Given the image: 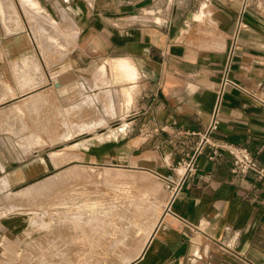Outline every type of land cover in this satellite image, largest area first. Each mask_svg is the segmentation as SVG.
<instances>
[{
	"label": "crops",
	"instance_id": "obj_1",
	"mask_svg": "<svg viewBox=\"0 0 264 264\" xmlns=\"http://www.w3.org/2000/svg\"><path fill=\"white\" fill-rule=\"evenodd\" d=\"M241 2L0 0V77L11 74L17 88L28 73L31 89L29 99H0V255L5 241L36 231L28 214L4 207L59 166L36 156L52 149L47 136L71 154L65 164L135 165L163 182L219 103L212 141L264 165V0L252 1L238 28ZM224 76L235 85L222 89ZM24 102L31 109L20 116ZM231 168L228 153L213 157L206 146L126 264H264V184Z\"/></svg>",
	"mask_w": 264,
	"mask_h": 264
},
{
	"label": "rangeland",
	"instance_id": "obj_2",
	"mask_svg": "<svg viewBox=\"0 0 264 264\" xmlns=\"http://www.w3.org/2000/svg\"><path fill=\"white\" fill-rule=\"evenodd\" d=\"M43 74L42 72L40 73L42 78L38 84L45 82ZM26 75V77H22V80L26 78L21 83L22 86L17 88L10 86L12 84L11 74L8 75L6 73L5 82L0 77V82L3 84V87L0 88V93L4 94L0 99H29L28 96L30 94L28 92L31 89L25 86L28 85L29 79L28 73ZM20 94L22 95L21 97H19ZM45 96L44 91H38L37 99H45ZM35 98L33 97L32 99ZM86 99L94 98L87 96ZM29 103L24 102L17 105L14 111L22 116L24 110L31 109V104ZM42 108L37 110V112L40 114L42 111L41 115H44ZM39 114L38 116H40ZM57 119L54 125L62 122L59 112ZM69 136L68 134L65 138ZM47 139L45 146L49 148L51 145L50 148L52 149L37 152L36 156L43 159H49L50 157L52 163L59 166L51 169L46 174L48 178L44 182L34 188H26L21 191V197L17 204L4 207V212L17 210L28 214L31 218L33 229L38 227L36 228L37 231L32 236L25 235L19 242L14 244L5 241L2 245L3 252L0 255V263L125 264L124 262L136 256L132 254L138 253L141 240L146 235V230L150 228L158 216L163 214L169 198L165 182L159 180L155 174L140 169L135 165L65 164L64 162L71 159L72 156L63 151L64 147L57 145L59 136L54 135L51 138L47 136ZM21 158L23 159V157ZM40 163V160L33 162V167L36 171L40 169L41 166H38L41 165ZM61 163L64 164L61 165ZM23 187L22 185L20 190ZM85 201L95 203V216L92 215L94 217L91 218L89 215L91 211H89L85 223L87 226L82 227L80 224L79 227L74 228L65 221L68 208L70 207L72 213L78 216L83 215L78 207L83 206ZM77 211L80 212L77 213ZM124 215L130 217V222L133 225L130 224L131 228L129 226L125 227L130 228L129 230L123 229L124 232L122 231V233L125 235L118 231L120 227L124 226L121 225L123 220H126ZM102 217L108 219L106 224L99 225V222L92 224L90 221L88 222V219L95 221L94 219ZM52 218L55 219L56 225L51 223ZM43 222L47 224L43 226L44 228L41 227ZM83 228L84 230L87 229L88 233L92 232L91 237L94 239L90 242L91 246L77 245L76 237L81 234L80 230H83ZM131 230L132 232L130 233ZM141 231L143 234L140 233ZM115 232L118 235L121 233V235L117 238V236L113 235ZM64 233L67 237L63 235ZM129 238L130 240H128ZM136 242L137 244H135ZM135 250L138 251L135 252Z\"/></svg>",
	"mask_w": 264,
	"mask_h": 264
},
{
	"label": "built area",
	"instance_id": "obj_3",
	"mask_svg": "<svg viewBox=\"0 0 264 264\" xmlns=\"http://www.w3.org/2000/svg\"><path fill=\"white\" fill-rule=\"evenodd\" d=\"M252 1L254 0H242L241 10L238 16V28L241 27L242 16L246 9L251 5ZM227 85L235 84L224 76L221 81L222 89ZM218 114L219 103L212 112L210 122L205 131L201 134L197 146L191 151L186 150L185 147H183L179 153V160L173 169L175 175L164 180L166 189L169 193V198L164 207L163 214L170 211V206L178 197L183 183L195 174L197 159L202 154L206 146L212 149L213 157L221 154V152H226L231 156V173L236 177L243 178L246 174L253 173L256 179L264 184V165L258 163L255 157H253L246 148L234 145H220L212 141L211 135L218 128Z\"/></svg>",
	"mask_w": 264,
	"mask_h": 264
},
{
	"label": "bare ground",
	"instance_id": "obj_4",
	"mask_svg": "<svg viewBox=\"0 0 264 264\" xmlns=\"http://www.w3.org/2000/svg\"><path fill=\"white\" fill-rule=\"evenodd\" d=\"M132 70V69H131ZM132 74V73H131ZM135 77V76H134ZM133 79V78H132ZM128 94V93H127ZM130 98V97H129ZM39 161V160H38ZM39 166V165H38ZM77 205V204H76ZM73 206V205H72ZM94 206H95V203H91V202H87V201H85V203L83 204V206H80V207H78V209L80 210V211H82L81 213L83 214V215H76V214H74V213H72V211H71V209H70V207L68 208V211H67V213H66V217H65V221L69 224V225H72L74 228H77V226L79 227V225L81 224L82 225V227L83 226H87L85 223H86V217L88 216V212L89 211H91L90 213H89V215H90V217L92 218V217H94L95 215H94ZM67 207V206H66ZM77 207V206H76ZM61 208H63V207H61ZM65 208V207H64ZM75 209V208H74ZM80 211H77V213L78 212H80ZM87 211V212H86ZM76 213V212H75ZM85 214V215H84ZM92 215H94V216H92ZM56 217V216H55ZM160 217L161 216H158L155 220H154V222L151 224V226H150V228H148L147 230H146V235H145V237L141 240L142 242H141V246H140V238H139V251L138 250H135V252L136 251H138V253L137 254H132L133 256L134 255H138V254H140V252H141V250H142V248H144V245L146 244V242H147V240H148V238H149V236L151 235V233L153 232V230H154V228L156 227V225H157V222L159 221V219H160ZM124 218L126 219V220H123V222H122V224L121 225H124V226H122V227H120L119 228V232H121L122 233V231L124 232V230L125 229H130L131 227H130V224L132 225V222H130V217H127V215H124ZM37 219V218H36ZM35 219V220H36ZM46 219V218H45ZM44 219V220H45ZM57 219V218H56ZM35 220H33V221H35ZM39 220H40V218H39ZM95 221H91V220H89L88 219V222L90 221V223L92 224V223H94V222H99V225H102V224H106L107 223V221H108V219L107 218H104V217H102V218H97V219H94ZM133 220H134V222L136 223V220L134 219V217H133ZM37 221V220H36ZM51 223L52 224H55L56 222H55V219L54 218H52L51 219ZM58 221V220H57ZM45 222V221H44ZM42 223V225H41V227L42 228H44L43 226H46L47 224L46 223ZM133 222V223H134ZM128 223V224H127ZM139 223V222H138ZM39 224H41L40 222H39ZM50 224V223H49ZM127 224V225H126ZM56 225V224H55ZM66 225V224H65ZM51 226V225H50ZM50 226H47V227H50ZM58 226V225H57ZM60 226V225H59ZM126 226H129L130 228H125ZM133 226V225H132ZM62 227V226H61ZM69 227V226H68ZM81 227V226H80ZM36 228H38V227H36ZM35 228V229H36ZM41 228V229H42ZM67 228V227H66ZM65 228V229H66ZM71 228V227H70ZM69 228V229H70ZM145 228V227H144ZM56 229V228H55ZM65 229H63L64 231H65ZM68 229V228H67ZM80 229V228H79ZM124 229V230H123ZM134 229H136V228H134ZM44 230V229H43ZM46 230V229H45ZM133 230V229H132ZM132 230L130 231V233L132 232ZM137 230V229H136ZM36 231H37V229H36ZM50 231V230H49ZM56 231H57V229H56ZM62 231V230H61ZM71 231H72V229H71ZM70 231V232H71ZM135 231V230H134ZM66 232V231H65ZM80 232H81V234L80 235H78L77 237H76V239H77V245L78 246H91L92 244H90V242L91 241H93V239L94 238H92L91 236H92V232H90V233H88V231H87V229L86 230H84V228H83V230L81 229L80 230ZM63 233V232H62ZM121 233H119V235H121ZM126 233V232H125ZM141 234H143L142 233V231L140 232ZM123 235H125L124 233H122ZM137 234H138V232H137ZM136 234V235H137ZM63 235H65V233L63 234ZM115 237L117 236V238L119 237V235L115 232L114 234H113ZM128 235H132V234H128ZM56 236V235H55ZM66 236V235H65ZM46 237V236H45ZM67 237V236H66ZM56 238H57V236H56ZM72 238V237H71ZM132 238V237H131ZM37 239V238H36ZM55 239V238H54ZM128 240H130V238L128 239ZM36 241V240H35ZM138 241V240H137ZM44 244V243H43ZM135 244H137V242L135 243ZM35 245V244H34ZM84 248V247H83ZM86 248V247H85ZM137 248H138V246H137ZM62 249V248H61ZM84 252V251H83ZM82 252V253H83ZM131 255V256H132ZM132 256V257H133ZM136 256H134V257H136ZM133 257V258H134ZM131 258V257H130ZM130 260H132V259H129V260H127L126 262H124L125 264L127 263V262H129ZM0 264H2V263H0Z\"/></svg>",
	"mask_w": 264,
	"mask_h": 264
}]
</instances>
